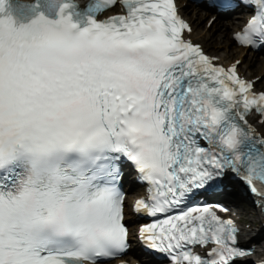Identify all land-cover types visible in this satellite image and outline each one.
<instances>
[{
    "label": "snow or ice",
    "instance_id": "snow-or-ice-1",
    "mask_svg": "<svg viewBox=\"0 0 264 264\" xmlns=\"http://www.w3.org/2000/svg\"><path fill=\"white\" fill-rule=\"evenodd\" d=\"M117 2L36 0L21 5L27 22L0 18V264L126 254L132 172L148 193L132 211L153 218L138 232L146 264H247L254 249L217 213L243 187L264 216V136L249 122L264 124V92L238 75L240 61L216 66L183 38L175 0H121L126 14L97 20ZM205 6L248 10L233 39L264 48V0Z\"/></svg>",
    "mask_w": 264,
    "mask_h": 264
},
{
    "label": "bare ground",
    "instance_id": "bare-ground-1",
    "mask_svg": "<svg viewBox=\"0 0 264 264\" xmlns=\"http://www.w3.org/2000/svg\"><path fill=\"white\" fill-rule=\"evenodd\" d=\"M181 1L182 0H178L179 3ZM180 11L186 18H188V20H190L192 24L193 31L191 33V37L196 42H200L204 47H206L212 55L219 57L221 59L220 62L226 63L232 61V59L229 60V58L233 53L237 54L236 58L241 57V65H243V67H248V64H251V60H253L254 57L258 59L262 58V56L256 57L254 54L245 52L242 48H237L234 46V42L231 39V33L239 28V26L242 24L243 16H241V14L231 15V17L224 20L218 19L216 17L214 19V23L211 24V27L204 29L203 18L205 16H207L208 18L213 15V13H208L204 9H199L192 4H187V6L182 7ZM223 31L225 33H223ZM213 33L219 38L215 39V35ZM212 38L214 41L212 40ZM239 69L243 70L240 67ZM259 71L261 70L259 69ZM129 200L130 197L127 196L125 198V201L129 202ZM236 206L238 207V209L242 210V213L246 216L247 219H250L252 223L256 221L254 219V214L248 211L247 206H244L243 204H237ZM125 218L127 219L130 217L126 215ZM253 233V229L251 230V232H244L242 238L244 239ZM124 258L130 262L139 259L137 257V253L133 251L129 252Z\"/></svg>",
    "mask_w": 264,
    "mask_h": 264
},
{
    "label": "rangeland",
    "instance_id": "rangeland-1",
    "mask_svg": "<svg viewBox=\"0 0 264 264\" xmlns=\"http://www.w3.org/2000/svg\"><path fill=\"white\" fill-rule=\"evenodd\" d=\"M204 19H206V18H203V22H204ZM201 24H202V21H201ZM223 33H225L224 31H223ZM214 34V33H213ZM215 34H216V32H215ZM214 34V35H215ZM216 38H219L217 35H215V39ZM212 40H213V38H212ZM214 41V40H213ZM213 44H215V43H213ZM237 56V54L236 53H233L231 56H230V58H229V60H231V59H233V58H235ZM257 57V56H256ZM264 63V57H262L261 59H258V58H253V60H251V66L253 67L254 66V73L253 74H256L257 73V71L259 70V69H261V67H262V64ZM260 84H261V87L262 88H264V81H263V79H261V81L259 82Z\"/></svg>",
    "mask_w": 264,
    "mask_h": 264
}]
</instances>
